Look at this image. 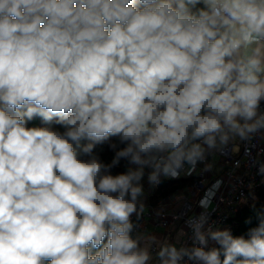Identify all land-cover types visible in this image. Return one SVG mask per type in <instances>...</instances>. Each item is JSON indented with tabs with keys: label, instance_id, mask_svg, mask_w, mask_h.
I'll return each mask as SVG.
<instances>
[{
	"label": "clouds",
	"instance_id": "obj_1",
	"mask_svg": "<svg viewBox=\"0 0 264 264\" xmlns=\"http://www.w3.org/2000/svg\"><path fill=\"white\" fill-rule=\"evenodd\" d=\"M262 100L264 0H0V264H148L130 235L145 168L194 170L264 129ZM121 159L137 167L109 174ZM206 219L189 221L201 247L165 243L159 264H264V215L208 250Z\"/></svg>",
	"mask_w": 264,
	"mask_h": 264
},
{
	"label": "built area",
	"instance_id": "obj_2",
	"mask_svg": "<svg viewBox=\"0 0 264 264\" xmlns=\"http://www.w3.org/2000/svg\"><path fill=\"white\" fill-rule=\"evenodd\" d=\"M259 113L264 114V100L260 102ZM215 154L219 155L223 162L222 171L216 176L209 177L211 159ZM136 167L132 164V168ZM262 167H264V129L250 134L247 139H243L240 146L228 143L223 148L208 150L205 160L197 163L194 170L185 164L178 177L170 178L161 175L158 184L149 183L148 174L152 169L146 167L141 181L148 184L150 196L157 192L164 178L174 181L185 179L192 182L187 187L189 196L181 199L177 208H171L170 203L180 189L160 200L156 205L150 203L147 209L137 210L141 216L133 228L132 237L136 238L143 234L149 225L156 230H170L181 225L185 231L183 242L178 249L201 247L194 239V232L189 221L204 214L207 219L201 231L207 239L206 250L211 249L213 240L209 233L216 230H229L240 208L248 203L259 188L264 187ZM202 203L206 207H202ZM135 214L130 217V220ZM158 251L157 246L151 247L152 254L157 255ZM181 264H201V262L184 257Z\"/></svg>",
	"mask_w": 264,
	"mask_h": 264
},
{
	"label": "trees",
	"instance_id": "obj_3",
	"mask_svg": "<svg viewBox=\"0 0 264 264\" xmlns=\"http://www.w3.org/2000/svg\"><path fill=\"white\" fill-rule=\"evenodd\" d=\"M196 7L203 8L204 5L201 3L198 4ZM25 119L27 121L26 127H49L53 130L61 132L64 131L63 126L56 123V118H54L51 122H45L43 118L39 115H35L31 120H27V117H25ZM71 143H73V147L75 148L76 144L74 142ZM80 143L81 145H84L89 143V141L82 140ZM110 143H116L117 148L112 149L110 147ZM125 146L126 145L124 144H120L116 138H112L110 142H105L103 144L96 145L93 149L92 155L98 158L101 163L105 165H110L112 163L113 158L115 157L116 151ZM77 150L79 151V149ZM81 158L89 159L90 157L82 155ZM129 168H132V164H130L129 161L126 159H121L117 165L109 169V174H122L127 172ZM191 182L192 181L185 179H179L177 181H174L164 178L162 179L161 184L157 189V192L149 197V201L152 205H156L160 200L174 194L177 189L188 187ZM258 215H264V187L259 188L256 191L255 195L248 200V203L240 208L235 218L233 219V223L229 231L234 236H244L245 238H247L249 230L253 227H256L259 223ZM140 216L141 213L137 212L134 218L131 219V222L133 223L134 227L136 226ZM130 235L133 236V231L130 233ZM106 242L107 238L105 237V240L102 242V246L103 243ZM215 247L218 248L219 245L217 244ZM95 251H97V249H93V254L95 253ZM221 259H223L222 256ZM45 264H50V262L45 261Z\"/></svg>",
	"mask_w": 264,
	"mask_h": 264
},
{
	"label": "crops",
	"instance_id": "obj_4",
	"mask_svg": "<svg viewBox=\"0 0 264 264\" xmlns=\"http://www.w3.org/2000/svg\"><path fill=\"white\" fill-rule=\"evenodd\" d=\"M242 141L243 139H241L239 136H234L229 140L228 143L240 146ZM222 165L223 162L220 156L215 154L211 159V164L208 171L209 177L220 174L222 171ZM140 184L143 187V195L138 198L137 210H145L150 205L148 184L145 183V181H141ZM188 196L189 192L187 190V187L180 189L179 193L173 197V200L170 203L171 208H177L180 204V200L185 199ZM184 231L185 229L181 225H178L170 230H156L151 225H149V228L143 234L139 235V237L141 238L140 246L147 247L151 256L148 264H159L158 256L151 253L152 246H157L159 250L161 245L167 243L175 246L178 249L183 242ZM152 237L155 238L154 241L150 239Z\"/></svg>",
	"mask_w": 264,
	"mask_h": 264
},
{
	"label": "rangeland",
	"instance_id": "obj_5",
	"mask_svg": "<svg viewBox=\"0 0 264 264\" xmlns=\"http://www.w3.org/2000/svg\"><path fill=\"white\" fill-rule=\"evenodd\" d=\"M216 245H217V243L215 241H212L211 248L215 247Z\"/></svg>",
	"mask_w": 264,
	"mask_h": 264
}]
</instances>
